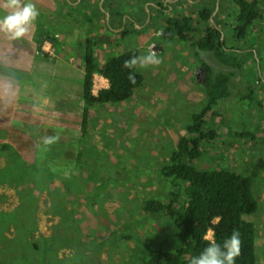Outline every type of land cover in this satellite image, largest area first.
<instances>
[{"label": "rangeland", "instance_id": "374dc122", "mask_svg": "<svg viewBox=\"0 0 264 264\" xmlns=\"http://www.w3.org/2000/svg\"><path fill=\"white\" fill-rule=\"evenodd\" d=\"M55 1L58 9L59 6L63 9L46 24L47 29H43L46 35L57 36L56 53L61 54L62 63L71 64L62 75L56 73L58 79L71 77V81L78 82L83 74V55L87 48H92L100 64L128 49H138L139 57L151 51L160 62L137 67L145 81L129 100L91 110L87 135L79 141L78 167L76 163L65 170L67 173L59 174L37 164L65 177H58L54 182L39 181L42 190L38 194L33 238L56 236L58 243H64L58 255L68 264L71 261L139 264L140 249L148 243L165 251L174 249L173 241L178 243L167 217L161 212L149 213L144 207L152 199L168 201L171 180L164 179L160 170L169 162L178 139L189 135L187 128L192 116L205 105L201 65L202 59L212 56L210 52H195L189 42L170 38L164 34L163 26L165 19L171 16L189 14L193 17L204 7V1L198 4L183 0L182 5H175L176 0H91L90 4L83 0L84 5L77 2L74 8L66 7L67 0ZM114 3L120 5L121 13L126 15L121 28L114 18L115 28L108 29L109 15L105 20L96 8ZM162 4L164 7H159ZM148 6L151 26L141 31L142 26L135 24L137 32L130 29L126 36L122 35L125 17H132L133 22L140 24ZM106 10L105 7L102 11ZM216 11L221 13L223 33L232 39L233 46L246 48V54L252 53L251 48L264 46V14L244 43L232 36L238 12L233 0H217ZM193 20L197 23V16ZM262 53L261 65L255 64V53L251 58L238 56L247 64L242 79L237 78L233 84L231 97L219 101L213 108V116L209 113L206 117L204 131L215 130L216 138L203 141L202 156L192 163L199 170L227 168L252 180V194L258 208L254 214L242 218L253 222L256 228V264H264V51ZM96 89L93 92L99 91ZM239 132L254 134L255 138L234 137V133ZM6 165V158L0 155V167ZM62 179H65L64 186ZM18 187L23 189L26 185ZM19 192L12 185L0 186V211L13 212L23 201ZM18 234L15 226L5 232L10 238ZM206 238L212 239V232Z\"/></svg>", "mask_w": 264, "mask_h": 264}, {"label": "trees", "instance_id": "16d2710c", "mask_svg": "<svg viewBox=\"0 0 264 264\" xmlns=\"http://www.w3.org/2000/svg\"><path fill=\"white\" fill-rule=\"evenodd\" d=\"M88 1L90 4L91 0ZM189 1L198 4L204 1V7L193 17L188 14L186 17L171 16L165 19L164 34L170 38H177L179 41L189 42L195 52L211 53L210 58L202 59L201 65L206 102L201 111L192 116L187 128L189 135L178 139L177 146L170 154L169 162L160 170L164 179L171 180L168 201L152 199L144 207L149 213L161 212L167 217L174 236L178 237V243L173 241L171 247L174 249H166V251L156 249L148 243L140 249L139 264H191L193 257L199 255L209 243V239L206 238L209 232H212V239L215 242L221 243L233 230L237 231L240 237V252L235 264H256V228L253 222H246L242 218L244 215L254 214L258 208L252 194V180L227 168L199 170L192 163L202 156L203 141H212L216 138L215 130L204 131L207 125L206 117L209 113L213 116V108L219 101L229 99L233 84L237 82V78H240L239 81L242 79L241 74L244 73V67L247 64L246 61L239 60L238 56L249 55L251 58L255 53L253 60L255 64L261 65L264 46L257 49L251 48L249 52L252 53L246 54V48L233 46L232 39L224 35L223 27H221L223 25L221 13L216 11L217 0L211 3L209 0ZM67 2H65L66 7L74 8L77 2L84 5L83 0H67ZM233 2L238 12L237 24L233 28L232 36L234 40L246 43L254 24L263 18L264 0H233ZM182 3L183 0H176L173 4L182 5ZM62 7L59 6V9L57 7V12L62 10ZM105 7L107 10L102 11ZM120 7L114 3L103 4L96 8L105 20L109 15L108 29L115 28L112 25L114 18H117L116 22H119L118 27H122L123 17L126 14L121 13ZM159 7L162 8L164 5ZM147 10V12L143 11V22L140 24L133 22L132 17L126 16L121 34L126 36L130 29H134L135 24L142 26L141 31L149 28L152 23L151 8L148 6ZM195 16H197V23L193 22ZM86 18L83 17V19ZM201 25H204L203 29ZM39 35H41L39 45L43 39L55 45L56 36L46 35L45 32ZM193 36H196L194 40H192ZM39 52H42L40 47ZM132 57H139L138 49L124 50L100 64L92 48L85 50L83 55L84 109L80 140L87 135L92 109L104 104L125 102L133 97L135 91L144 84L145 79L137 71V67H128L125 64ZM95 75L107 80L109 85L108 88L100 89L96 95L93 92ZM234 137L251 139L255 138V135L239 132L234 133ZM0 155L7 161L5 167H0V186L17 187L18 192L20 191L18 194L23 200L13 212L0 211V264H68L58 255L64 243H58L56 236L52 234L50 237H42L38 240L33 238V232L36 229L38 194L42 190L39 181L54 182L58 177L65 176H58L48 169L39 167L36 163H28L17 150L7 144L0 145ZM80 157L79 151L76 167L79 165ZM61 182L64 186L65 179ZM20 184H25L26 188L19 189ZM59 189L61 188L57 190ZM60 200L61 203L64 202V198ZM12 226L16 227L19 234L10 238L5 235V232ZM70 264L83 263L71 261Z\"/></svg>", "mask_w": 264, "mask_h": 264}, {"label": "crops", "instance_id": "0c3cea01", "mask_svg": "<svg viewBox=\"0 0 264 264\" xmlns=\"http://www.w3.org/2000/svg\"><path fill=\"white\" fill-rule=\"evenodd\" d=\"M32 2L39 15L25 38L13 41L0 33V145H10L28 163L64 174L80 151L84 72L78 82L58 79L56 73L62 75L71 64L62 63L52 43L43 39L39 45L43 27L56 17L57 1ZM108 86L94 76V88ZM50 137L53 141L45 143Z\"/></svg>", "mask_w": 264, "mask_h": 264}, {"label": "clouds", "instance_id": "9594fccd", "mask_svg": "<svg viewBox=\"0 0 264 264\" xmlns=\"http://www.w3.org/2000/svg\"><path fill=\"white\" fill-rule=\"evenodd\" d=\"M0 33L9 40L19 41L25 38L39 12L32 0H0ZM156 54L149 51L146 55L132 57L126 61L128 67L145 68L158 64ZM54 138H46L45 143H51ZM240 252V237L235 230L221 243L210 239L199 255L193 257L191 264H235Z\"/></svg>", "mask_w": 264, "mask_h": 264}]
</instances>
